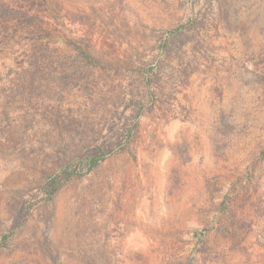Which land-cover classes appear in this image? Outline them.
I'll use <instances>...</instances> for the list:
<instances>
[{
  "label": "rangeland",
  "instance_id": "1",
  "mask_svg": "<svg viewBox=\"0 0 264 264\" xmlns=\"http://www.w3.org/2000/svg\"><path fill=\"white\" fill-rule=\"evenodd\" d=\"M0 264H264V0H0Z\"/></svg>",
  "mask_w": 264,
  "mask_h": 264
},
{
  "label": "trees",
  "instance_id": "2",
  "mask_svg": "<svg viewBox=\"0 0 264 264\" xmlns=\"http://www.w3.org/2000/svg\"><path fill=\"white\" fill-rule=\"evenodd\" d=\"M67 45L79 58H81L87 64L96 63L91 54L88 53L80 44L69 41ZM136 130V123L132 124L131 127L124 128L122 130V134L123 137H125L126 142H130L132 140ZM123 150L124 147H120V151ZM114 152V150L109 152L100 151L94 156L78 158L67 162L55 174L50 176L48 189L46 190L49 195L48 200L52 199V197L58 192L60 187L66 182L83 178L98 169L101 164L108 158V156H110ZM2 238L4 241H6L8 239V235H3Z\"/></svg>",
  "mask_w": 264,
  "mask_h": 264
}]
</instances>
